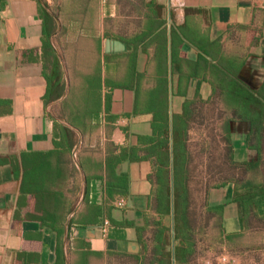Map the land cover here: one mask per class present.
I'll return each instance as SVG.
<instances>
[{
  "label": "crops",
  "instance_id": "obj_1",
  "mask_svg": "<svg viewBox=\"0 0 264 264\" xmlns=\"http://www.w3.org/2000/svg\"><path fill=\"white\" fill-rule=\"evenodd\" d=\"M38 2L55 19L51 43L66 83L48 103ZM263 84L264 0H0V264H167L168 252L169 264L217 259L199 229L220 220L224 234L239 231V208L232 185L207 189V160L214 151L235 162L256 158L238 102ZM54 121L76 133L78 175L69 181L62 171L42 199L33 194V166L53 167ZM162 124L170 214L158 177ZM174 142L190 192L177 235ZM123 148L146 158L115 167L128 191L112 198L106 164ZM218 206L215 219L207 210Z\"/></svg>",
  "mask_w": 264,
  "mask_h": 264
},
{
  "label": "trees",
  "instance_id": "obj_2",
  "mask_svg": "<svg viewBox=\"0 0 264 264\" xmlns=\"http://www.w3.org/2000/svg\"><path fill=\"white\" fill-rule=\"evenodd\" d=\"M52 11L55 13L53 8ZM39 13L42 18V45L44 50L43 74L47 81V91L44 100L45 103H48L62 97L66 83L62 66L51 43V37L56 30L55 19L40 3ZM241 97L242 99L238 102L242 107L241 118L251 124L248 145L251 150L256 152V158L246 162H235L233 156L229 157L234 168L238 170L237 175L231 177L228 184L233 186V201L237 203L239 208V231L224 234L220 220L209 225L208 233H206L203 228L199 229L207 240L205 250H214L218 255L223 254L225 251L231 254H241L258 251L264 247V84L256 91H252L250 95L247 94V96ZM108 111L109 106L107 104L106 112ZM91 112L98 116V111L91 110ZM54 113L58 118L64 120L61 113H57L56 111H54ZM163 115V119L166 120L167 113ZM158 131L156 130V135L161 138L159 141L161 152L159 158L160 169L158 173L161 184L160 197L162 202L166 203L164 206L165 213L170 214L172 193L170 190L171 157L169 152L170 142L168 124L158 126ZM152 140L151 138L149 139V141ZM76 142L77 136L73 130L54 121V150L52 153L57 154V157L55 158L53 167L51 164L47 165L40 161L34 163L32 183L34 185L33 194L35 196L42 197V199L45 197L51 198L52 193L45 189V185L47 182L50 183L56 176L60 177L62 171H64L63 175L65 176V180L70 181L73 176L76 177L78 175V170L72 159V151ZM173 149V198L174 215L177 223L175 231L177 235L179 230H185L184 220L190 192L185 187L186 157L178 143H173ZM48 155H51V153ZM145 158L146 157L142 158L139 155V150L137 148H123L121 150V155H113L111 158H108L106 164L108 169L107 194L110 197L113 198L114 195H126L128 191L127 176L122 175L116 178L113 172L115 167L125 160L132 163L139 162ZM69 192L71 193L72 190L70 189ZM66 194L69 193L66 192ZM222 211L223 206L209 208L207 210L208 214H212L215 219H219L222 216ZM66 214H68V210H66ZM56 224L57 221L49 222V226L56 230L58 236L61 237L62 230L61 228L56 229ZM216 244H218V247H216ZM193 247H195V245H193ZM166 258L167 264H169L171 258L170 252L166 253Z\"/></svg>",
  "mask_w": 264,
  "mask_h": 264
},
{
  "label": "rangeland",
  "instance_id": "obj_3",
  "mask_svg": "<svg viewBox=\"0 0 264 264\" xmlns=\"http://www.w3.org/2000/svg\"><path fill=\"white\" fill-rule=\"evenodd\" d=\"M56 7V4H54ZM215 149L214 146H212ZM216 151L212 152V157H209L207 163L210 168V173L206 174L207 181V189L209 186L215 187H224L231 184H228V181L231 177H235L237 175L238 170L234 168L233 164L230 160L222 157L214 156ZM221 154V153H220ZM197 179L200 180L201 174L195 173ZM209 190H199V198H205L206 193ZM231 224V223H230ZM227 228H231L230 225L227 223ZM214 255L208 254L207 257L201 262V264H264V247L258 251H251L241 254H231L228 251H225L223 254L217 256V259L213 258Z\"/></svg>",
  "mask_w": 264,
  "mask_h": 264
},
{
  "label": "built area",
  "instance_id": "obj_4",
  "mask_svg": "<svg viewBox=\"0 0 264 264\" xmlns=\"http://www.w3.org/2000/svg\"><path fill=\"white\" fill-rule=\"evenodd\" d=\"M116 205H117V206H123L124 203H123L122 201H117V202H116Z\"/></svg>",
  "mask_w": 264,
  "mask_h": 264
},
{
  "label": "water",
  "instance_id": "obj_5",
  "mask_svg": "<svg viewBox=\"0 0 264 264\" xmlns=\"http://www.w3.org/2000/svg\"><path fill=\"white\" fill-rule=\"evenodd\" d=\"M57 55H58V54H57ZM58 58L61 59L59 55H58ZM60 61H61V60H60Z\"/></svg>",
  "mask_w": 264,
  "mask_h": 264
}]
</instances>
